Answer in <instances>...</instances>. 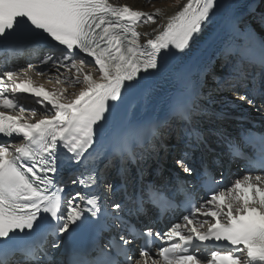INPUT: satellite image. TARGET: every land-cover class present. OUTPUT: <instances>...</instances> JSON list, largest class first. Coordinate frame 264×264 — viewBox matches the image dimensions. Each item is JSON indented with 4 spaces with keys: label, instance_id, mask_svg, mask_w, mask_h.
<instances>
[{
    "label": "snow or ice",
    "instance_id": "snow-or-ice-1",
    "mask_svg": "<svg viewBox=\"0 0 264 264\" xmlns=\"http://www.w3.org/2000/svg\"><path fill=\"white\" fill-rule=\"evenodd\" d=\"M220 8V0H187L162 31L142 42L137 26L155 23L159 9L148 13L109 0H0V49L18 51L24 43L46 46L40 69L29 65L23 73H0V109L20 113L0 111V264H59L45 250L48 238L56 240L53 249L63 251L65 237L79 235L89 236L91 243L74 250L72 264H264V177L245 176L227 193L212 190L203 155L199 160L195 156L201 136L189 129L175 166L192 180L169 194L155 186L142 187L130 198L140 207L150 201L164 211L176 206L177 194L183 195L189 212L182 217L184 223L154 233L130 219L127 165L143 172L165 145L133 135L130 124L119 132L107 131L123 94L148 77L166 73L170 58L184 54ZM260 23L264 25V15ZM251 39L248 26L233 14L219 52L237 73L254 63L264 71V41L255 45L248 43ZM90 68L98 71V78ZM32 70L37 76L47 70L57 83L82 87L68 95L62 89L47 90L34 83L28 75ZM9 92L30 94L43 115L30 122L37 109L26 118L28 110L9 98ZM239 99L253 103L247 96ZM194 110L190 96L182 94L173 102V111L182 119H191ZM150 132L157 134L155 128ZM105 160V167L116 168L115 177L103 175L100 164ZM254 166L264 168V152ZM65 168L73 173L74 192H66L58 180ZM187 183L193 186L187 188ZM198 188L212 194L205 192L204 203L197 206L193 193ZM211 240L226 241L230 250L200 256L201 244ZM154 244L161 245L158 258L151 252Z\"/></svg>",
    "mask_w": 264,
    "mask_h": 264
},
{
    "label": "bare ground",
    "instance_id": "bare-ground-1",
    "mask_svg": "<svg viewBox=\"0 0 264 264\" xmlns=\"http://www.w3.org/2000/svg\"><path fill=\"white\" fill-rule=\"evenodd\" d=\"M232 1L235 0H230L225 5L221 6V8L217 11L216 15L213 17V23L208 24L207 27L209 28H207L206 31L203 32V34L199 37V39H197L194 43H192L189 50L187 49L184 54H179L178 57L172 63H169V70L166 73L159 76H155L151 78L147 84L140 86V88L143 87L145 88L144 91H142V97L140 103L136 105L135 103H133L132 107L127 108L125 113L123 111H118L112 117L111 125L107 129V131L110 134L119 132L122 128L128 126L129 124L132 125L136 123L137 124L145 123V121L151 117L152 112L162 107L167 102L168 98L171 99L172 97H174L178 89L179 82L182 76L185 74L192 75L194 87H196L197 89L198 87L200 88L207 87L210 89L212 86L213 89H218L216 88L217 84L216 85L211 84L213 78L212 71H214V67L216 64L214 66H210V69L206 71L205 76L208 79L205 80V83L201 84V78L198 76V72L200 68V65H198V63L210 62L211 60L214 59L213 57L214 53L220 49L225 39V35L230 23V18L233 16V14H238L241 20L242 16L248 11L252 13L254 9L253 8L254 5L261 0H236L235 2ZM109 2L115 6L128 5L130 7L148 13L156 12V10L148 11V9L145 8V3H143L144 1L142 2L140 0L135 1L133 4L129 3V0H109ZM186 3L187 0L176 11L165 12L160 10L159 14L154 16L155 23L138 25L137 30L142 34L141 36L142 42L147 38H154L155 35H157L160 31H162L164 27H166L169 17L175 15L176 12L180 11ZM217 20L220 21L218 25H216L215 23ZM211 27H215L213 31H210ZM253 28H254L253 26H248V29L252 33V39L251 41H248V43L258 45L259 42L264 41V38L262 39L260 33L259 35H256L253 32ZM153 29H155V31H153ZM145 32L149 33L148 37L143 36V33ZM240 42L245 43L243 39H241ZM226 61L229 62L228 60ZM39 65L40 68L43 67L40 63ZM252 68L254 69V71L258 69V67H254L253 64H252ZM236 74L238 73H235L233 75ZM233 75L229 76L231 79L228 78L225 84L229 87L231 84L228 83L235 82L232 84H234L236 87L232 88L231 90H237L240 84L237 83L236 80L238 79L237 77H240V75L238 74V76L235 78H233ZM79 90H80L79 88L76 89L73 88L71 94H78ZM134 91H136V89L130 90L128 92H134ZM221 91H226V90H221ZM7 94L9 95V98H12L16 101L17 100L26 101V96L24 95H17L18 93H12V94L7 93ZM149 101L151 102L154 101L153 106L149 103V105L153 107L152 109L148 105ZM31 103L33 108L35 107L36 109H40V107L34 101H32ZM32 107L30 106V108ZM0 110L16 112L15 109H13L12 111L9 109H0ZM50 114L51 113H49V115ZM198 117L195 118L197 119ZM170 129L171 132L174 131L173 126H170ZM161 133L163 139L167 133L166 128H162ZM168 141L170 142V139ZM112 175L113 174H111V176Z\"/></svg>",
    "mask_w": 264,
    "mask_h": 264
},
{
    "label": "rangeland",
    "instance_id": "rangeland-1",
    "mask_svg": "<svg viewBox=\"0 0 264 264\" xmlns=\"http://www.w3.org/2000/svg\"><path fill=\"white\" fill-rule=\"evenodd\" d=\"M135 1H138V0H129V3H131V4H133ZM140 1H144L143 3H145V8L146 9H148V11H150V10H157V9H159V10H162V11H165V12H170V11H176L178 8H180V6L186 1V0H140ZM263 3H264V0H263ZM261 5V4H260ZM262 9V14H264V4L262 5V6H260V8H258V10H261ZM261 12V11H260ZM252 14H254V10H253V12H252ZM253 22H254V20H252ZM254 28H253V32L256 34V35H259V33L260 32H262V33H260V36H262V39L264 38V36L262 35V34H264V25H258L257 27L256 26H253ZM259 33H258V32ZM216 53V54H215ZM214 53V59H217L218 57H219V55H220V52H219V50L218 51H216ZM223 58V57H222ZM224 59V58H223ZM223 59H220L221 61L223 60ZM221 61H219V62H216L215 64H219L220 65V62ZM233 62L232 61H229V64H232ZM231 67H234V65H231ZM28 68H29V66L26 64V62H24V63H22V64H20V66H18L17 68H16V72L17 73H23L25 70H28ZM40 67H37L36 69L38 70ZM245 68H243V70H244ZM247 69H248V67H247ZM251 69H253L252 68V66H251ZM88 71H91L92 72V74H93V77L94 78H98V76H99V73H98V71L95 69V68H90V69H87ZM254 70V69H253ZM229 71H230V73L229 74H227L226 75V77H227V79L225 80V81H223V82H221V81H218V79H219V77H217L215 80H212L211 81V84H213V85H216L215 83L216 82H219V83H222V85H216V88H218V89H213V86L209 89V88H207L206 87V89L207 90H211V91H213V92H215V93H220L221 92V90H227V88H228V86L225 84L226 83V81L228 80V77L230 76V75H233V74H235V73H237V71L235 72H232L231 71V69H229ZM245 74L246 75H249V71H246L245 72ZM28 75L29 76H31L33 79H34V83L36 84V85H42L44 88H46L47 90H53V89H62V90H66V95H68V94H71L72 93V89L73 88H81L82 87V85H76V84H72V83H65V82H60V83H57L56 82V79H55V77L54 76H52V78H49V76L51 75V74H47V71H46V74L45 75H41V76H37L36 75V71L35 70H32V71H28ZM234 76V75H233ZM213 77V76H212ZM237 77V76H236ZM221 78V77H220ZM238 79L236 80V82L237 83H239L240 84V86H245V85H241L245 80H248V79H246L245 77H237ZM249 81L251 82V83H253L250 79H249ZM232 83H235V82H232ZM244 84V83H243ZM226 85V86H225ZM230 86H232V85H230ZM229 86V87H230ZM10 93V92H9ZM11 94V93H10ZM232 94V91L230 92H226V93H220L219 94V96H217L216 95V97L217 98H220V97H222V95H226V96H229V95H231ZM222 103H225V102H222ZM28 112V111H27ZM26 112V113H27ZM41 111H40V109H37V114H39ZM16 113L17 114H20L19 112H17L16 111ZM29 113V112H28ZM26 115V114H25ZM30 115H28V117H29ZM36 119H38V118H36ZM33 120H35V119H33ZM168 141V140H167Z\"/></svg>",
    "mask_w": 264,
    "mask_h": 264
}]
</instances>
